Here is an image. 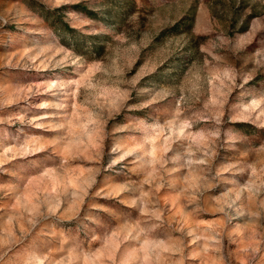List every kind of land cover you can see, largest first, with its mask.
I'll return each mask as SVG.
<instances>
[{
    "label": "rangeland",
    "instance_id": "rangeland-1",
    "mask_svg": "<svg viewBox=\"0 0 264 264\" xmlns=\"http://www.w3.org/2000/svg\"><path fill=\"white\" fill-rule=\"evenodd\" d=\"M0 264H264V0H0Z\"/></svg>",
    "mask_w": 264,
    "mask_h": 264
},
{
    "label": "trees",
    "instance_id": "trees-1",
    "mask_svg": "<svg viewBox=\"0 0 264 264\" xmlns=\"http://www.w3.org/2000/svg\"><path fill=\"white\" fill-rule=\"evenodd\" d=\"M201 39V41H204L205 40V38H200Z\"/></svg>",
    "mask_w": 264,
    "mask_h": 264
}]
</instances>
